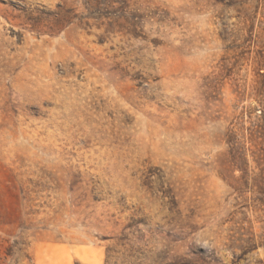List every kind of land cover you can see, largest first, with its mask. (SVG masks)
<instances>
[{
  "label": "rangeland",
  "instance_id": "rangeland-1",
  "mask_svg": "<svg viewBox=\"0 0 264 264\" xmlns=\"http://www.w3.org/2000/svg\"><path fill=\"white\" fill-rule=\"evenodd\" d=\"M0 264H264V0H0Z\"/></svg>",
  "mask_w": 264,
  "mask_h": 264
},
{
  "label": "trees",
  "instance_id": "trees-1",
  "mask_svg": "<svg viewBox=\"0 0 264 264\" xmlns=\"http://www.w3.org/2000/svg\"><path fill=\"white\" fill-rule=\"evenodd\" d=\"M99 5L98 1H97V6Z\"/></svg>",
  "mask_w": 264,
  "mask_h": 264
}]
</instances>
